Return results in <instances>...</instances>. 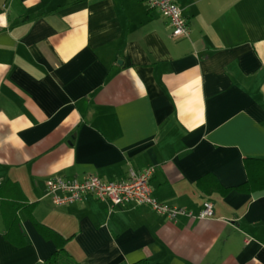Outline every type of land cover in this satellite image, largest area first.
Here are the masks:
<instances>
[{"label": "crops", "instance_id": "1", "mask_svg": "<svg viewBox=\"0 0 264 264\" xmlns=\"http://www.w3.org/2000/svg\"><path fill=\"white\" fill-rule=\"evenodd\" d=\"M176 1L187 36L145 0H0V264H264V0ZM148 166L213 216L45 193Z\"/></svg>", "mask_w": 264, "mask_h": 264}, {"label": "built area", "instance_id": "2", "mask_svg": "<svg viewBox=\"0 0 264 264\" xmlns=\"http://www.w3.org/2000/svg\"><path fill=\"white\" fill-rule=\"evenodd\" d=\"M150 9L157 10L168 21L172 37L187 36L189 33L186 20L176 0H145ZM154 167L148 166L141 171L128 172L126 180L120 182H102L90 175L82 181L53 177L45 182V193L53 205L62 206L81 202L91 195L99 201H106L112 207L132 204L145 206L151 211L174 221L178 216L203 220L213 216L211 203L204 202L201 210L194 215L183 208L171 207L160 202L153 195L150 180Z\"/></svg>", "mask_w": 264, "mask_h": 264}, {"label": "trees", "instance_id": "3", "mask_svg": "<svg viewBox=\"0 0 264 264\" xmlns=\"http://www.w3.org/2000/svg\"><path fill=\"white\" fill-rule=\"evenodd\" d=\"M251 161V163L253 162H257L255 160H249V162ZM7 226H8V220H7ZM43 264H70L67 262V260L65 259V254L63 253H55L47 262L43 263ZM135 264H149L147 261H140L137 262Z\"/></svg>", "mask_w": 264, "mask_h": 264}]
</instances>
